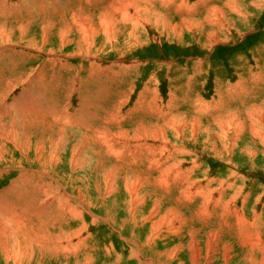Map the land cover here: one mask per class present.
Segmentation results:
<instances>
[{
  "label": "rangeland",
  "instance_id": "374dc122",
  "mask_svg": "<svg viewBox=\"0 0 264 264\" xmlns=\"http://www.w3.org/2000/svg\"><path fill=\"white\" fill-rule=\"evenodd\" d=\"M0 264H264V0H0Z\"/></svg>",
  "mask_w": 264,
  "mask_h": 264
},
{
  "label": "crops",
  "instance_id": "0c3cea01",
  "mask_svg": "<svg viewBox=\"0 0 264 264\" xmlns=\"http://www.w3.org/2000/svg\"><path fill=\"white\" fill-rule=\"evenodd\" d=\"M121 61H123L122 59H120ZM124 60H126V59H124ZM118 61H119V59H118ZM147 62H150V60H146ZM128 63L129 64H131V65H135V64H137V63H140V60L139 61H128Z\"/></svg>",
  "mask_w": 264,
  "mask_h": 264
},
{
  "label": "bare ground",
  "instance_id": "6f19581e",
  "mask_svg": "<svg viewBox=\"0 0 264 264\" xmlns=\"http://www.w3.org/2000/svg\"><path fill=\"white\" fill-rule=\"evenodd\" d=\"M177 180H179V179H177ZM64 195V194H63ZM65 197V196H64ZM76 201V200H75ZM243 238V237H242ZM260 240V239H259ZM249 244V243H248ZM227 245V244H226Z\"/></svg>",
  "mask_w": 264,
  "mask_h": 264
}]
</instances>
